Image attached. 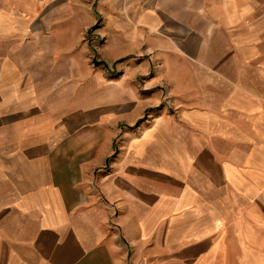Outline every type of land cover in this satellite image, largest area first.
Segmentation results:
<instances>
[{
  "label": "crops",
  "instance_id": "crops-1",
  "mask_svg": "<svg viewBox=\"0 0 264 264\" xmlns=\"http://www.w3.org/2000/svg\"><path fill=\"white\" fill-rule=\"evenodd\" d=\"M0 264H264V0H0Z\"/></svg>",
  "mask_w": 264,
  "mask_h": 264
},
{
  "label": "rangeland",
  "instance_id": "rangeland-1",
  "mask_svg": "<svg viewBox=\"0 0 264 264\" xmlns=\"http://www.w3.org/2000/svg\"><path fill=\"white\" fill-rule=\"evenodd\" d=\"M90 29H92L94 32H96V31L100 32V29L97 26H93ZM90 29H88V32H87V35H88L87 36V42L91 45V53H90L91 61L93 63H95V64L101 63V50H102L103 44H101L100 51H99V53H97L94 50V45L96 44V42L91 40L92 36L90 35V32H89ZM158 68H159L158 62L157 61H153V70H156ZM153 74H154V71H153ZM147 81H148L147 77L146 78L143 77V78L139 79V82L141 83L142 88L145 87ZM162 87H163V95H162V98H161L162 104H165V105H168L170 107H173L172 97H171V93H170L169 88L165 84H163ZM152 114H153V109H149L147 111V116L148 115L150 116ZM256 255L257 254H255V258L257 257Z\"/></svg>",
  "mask_w": 264,
  "mask_h": 264
},
{
  "label": "built area",
  "instance_id": "built-area-1",
  "mask_svg": "<svg viewBox=\"0 0 264 264\" xmlns=\"http://www.w3.org/2000/svg\"><path fill=\"white\" fill-rule=\"evenodd\" d=\"M89 1H91L94 4V3H97L99 0H89ZM89 32H90V35L92 36L91 40L96 42V44L94 45V50L97 53H99L100 46L104 42V36L99 31L94 32L92 29H90Z\"/></svg>",
  "mask_w": 264,
  "mask_h": 264
}]
</instances>
